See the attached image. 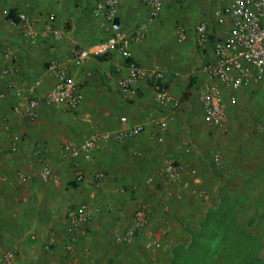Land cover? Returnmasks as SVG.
I'll return each instance as SVG.
<instances>
[{
    "label": "crops",
    "instance_id": "0c3cea01",
    "mask_svg": "<svg viewBox=\"0 0 264 264\" xmlns=\"http://www.w3.org/2000/svg\"><path fill=\"white\" fill-rule=\"evenodd\" d=\"M174 2L177 0H164L159 18L148 23L145 21L139 0H122L119 20L128 30L142 23L147 24L145 40L140 45L131 47L132 58L146 71L161 68L164 72L163 85L168 87L176 98L182 100L184 97L182 90L188 86L190 79L192 80V72L205 58L209 59L212 55L209 47L198 49L195 45L194 27L190 31L187 30L189 39L187 38L183 44L176 45L175 25L171 22L178 13V6L175 7ZM199 3L200 0L179 3L183 6L178 14L181 18L179 21L183 22L187 29L191 23H186L187 17L184 13L193 10L194 15H200L197 7ZM93 4V0H0V7L14 9L15 12L24 11L40 22L48 14H54V25L63 33L60 41L35 43L22 39L17 27L0 15V69L3 52L12 48L16 56L18 78L44 76L43 87L40 90L42 93L51 86V79L45 75V68L50 61L56 60L68 68L83 92V101L74 113L41 105L34 121L28 123L23 120V124L20 123L18 126L14 124L11 134L14 133L16 142L14 140L10 142L0 129V140L3 141L0 145L17 148L13 155L6 153L0 155V253L13 250L15 264H134L132 255L129 257L128 253L136 252L139 256L140 245L149 253L151 250V255H146L148 260L146 262L151 260L149 257L161 255L165 245L158 241L150 230L142 231L143 233L138 234L132 244L127 246L115 242L116 236L110 240L107 236L110 231L123 225L125 228L129 227L133 211L138 205L137 199L130 201V191L122 194L120 187L139 190L137 185L142 179L148 178L147 174L150 171L155 172L154 174L160 173L159 181L163 183L161 169L166 159H173L182 168L177 181L171 184V186L176 184L177 188L172 192V196L175 201L179 199L181 202L190 203L185 207L193 226L207 219V214L213 217V213L217 212L221 215L244 212L239 204L218 205L215 200L218 194L215 185L218 177L215 175L226 174L227 166L230 164L228 140L221 139L220 147H217L223 154L221 169L203 165L195 150L184 147L185 136L181 121L185 122L189 118V114L185 117L189 112V104L186 101L180 102L183 109L181 113L179 111L171 113L169 106H158L155 103V92L147 81L135 84L129 93L121 94L118 86L126 75V64L116 53L90 57L81 67L72 65L71 59L76 52L83 49L93 50L94 45L104 37L97 21L91 15L90 8ZM85 6L88 11L84 10ZM209 31L214 33L216 27L210 24ZM1 84L3 85V82L0 78V86ZM245 93V90L238 92L236 103L228 108L223 130L229 129L232 137L238 136L236 119L241 117L240 101L247 97ZM46 110L52 114L47 115ZM12 111L5 112V118L14 116ZM257 111L256 114L259 113ZM122 117L126 118L124 124L119 120ZM200 117L201 124L206 125L202 119V112ZM161 121H168L167 131L163 133V141L157 143L155 135L158 133L157 124ZM124 125L126 127L143 125L144 131L137 139L127 144L112 141L106 146L99 147L87 161L83 159L69 161L61 157L60 148L63 144L78 143L94 129L115 131ZM211 130L221 131L213 128ZM20 136L23 139L21 141L18 139ZM30 141L41 142L47 148L45 161L52 168V179L46 184L35 183L37 179L39 180L41 163L30 153ZM234 145H237L238 154V143ZM234 145L230 144L233 149L232 156L235 155ZM236 157H238L236 163L240 164L241 157L239 155ZM76 165L82 170L83 182L71 188L68 183L75 178L72 174ZM30 167H33V170L28 176L31 175L34 180L30 177L31 180L27 179L26 182L19 181L14 172L22 168L30 170ZM100 172L103 176L96 184L94 175ZM4 177L8 179L6 182L2 181ZM191 188L194 191L191 192ZM136 194L140 196L138 192ZM247 195L249 193L244 194ZM82 203L97 208V211L91 221L70 235L67 232L65 215L71 207ZM149 212L148 226L150 222H158V215L154 211ZM182 218L176 217L177 220ZM171 219L175 218L171 216ZM161 220L166 222L163 218ZM256 222L260 221H254ZM262 225L264 226V220ZM178 229L177 224L170 227L173 234L170 240L174 244L172 247L180 243V237L184 238V236L177 238L175 231ZM164 231L169 232L167 227ZM146 232L149 234L147 238ZM52 235L55 236L54 245L46 250L45 245ZM248 239L253 242L251 253L246 251L245 242L241 239L235 243L234 248L233 243L226 240L224 249L211 248L210 252L199 251V241H194L193 245L196 246L197 253H201L203 257L206 253L212 256L219 253L221 258L229 260L228 264L234 262L261 264V260L264 259V231ZM166 243L170 244L169 241ZM69 245L68 250L66 248ZM123 248H129V252L126 250L127 255ZM150 264L158 263L152 259Z\"/></svg>",
    "mask_w": 264,
    "mask_h": 264
},
{
    "label": "built area",
    "instance_id": "2783aa9c",
    "mask_svg": "<svg viewBox=\"0 0 264 264\" xmlns=\"http://www.w3.org/2000/svg\"><path fill=\"white\" fill-rule=\"evenodd\" d=\"M122 0H95L90 8L92 17L102 30L103 39L94 45L93 50L83 49L76 52L71 61L74 67H81L90 57H100L108 53H116L125 60L126 75L119 82V92L127 94L132 86L147 81L155 92V103L158 106H169L174 113L180 108V100L168 87L163 85L164 72L161 68L149 71L143 69L132 58L131 47L140 45L146 36L147 24L142 23L132 30L124 27L118 21ZM186 0H177L183 4ZM210 21L216 31H209V22L200 21L194 26V43L198 48L211 49V58L205 60L192 72L196 79L197 99L202 111V119L210 128L223 130L227 121L228 108L237 101V93L262 80L264 77V0H216ZM148 23L157 20L162 12L164 0H139ZM5 19H7V11ZM16 21L8 18V22L17 27L22 39L32 42H57L63 33L55 25V15L48 14L40 22L30 17L24 11L16 12ZM187 27L177 23L174 29L177 44H183L188 38ZM16 56L12 48L6 49L1 56L0 78L3 91L0 98L9 97L12 109L20 119L31 122L37 118L41 105L61 108L68 112L77 110L83 101V92L74 77L64 65L52 60L45 68V75L51 79V86L41 93L43 77L36 76L19 79L15 66ZM121 124L126 118L119 119ZM168 121L158 122V133L155 141H163V133L167 131ZM144 131L143 125L131 127L121 126L115 131L94 129L78 143H65L61 146V157L64 160H90L93 153L112 141L127 144L137 139ZM34 155L40 160L39 180L47 182L52 178V168L45 161L47 148L41 143L34 144ZM223 154L220 150L213 151L209 159L212 168L221 169ZM75 180L83 182L82 170L77 165ZM182 168L173 159L164 160V173L167 182L177 181ZM24 174H19L21 180H26ZM101 174L94 175L98 184ZM4 177L2 181H7ZM191 188V192H192ZM194 191V190H193ZM97 211V208L82 203L69 209L66 214L67 232L71 233L80 226L87 224ZM148 212L138 208L132 215L130 226L115 242L125 246L131 245L148 223ZM52 235L45 245L49 250L54 245ZM34 239V237H31ZM70 249V245L66 248ZM15 253L8 250L0 253V264H15Z\"/></svg>",
    "mask_w": 264,
    "mask_h": 264
},
{
    "label": "rangeland",
    "instance_id": "374dc122",
    "mask_svg": "<svg viewBox=\"0 0 264 264\" xmlns=\"http://www.w3.org/2000/svg\"><path fill=\"white\" fill-rule=\"evenodd\" d=\"M87 3L88 2H86V4ZM174 5L175 7L178 6V9L176 8L178 13H176V16H174V19L171 22L176 26L177 23H181L179 21L181 18L178 16V14L183 6L179 5L177 2H174ZM216 5V0H200V3L197 5L200 15H194L193 10L186 11V13H184V15L187 17L186 23H191L190 27H188V31H190L200 21H208L209 25L212 24L210 21V15L211 11L214 7H216ZM8 10L9 9L6 7L5 9L4 7H0V15L5 16L4 12H8ZM84 10L88 11V8L85 6ZM182 20L184 21L183 18ZM181 24L184 25L183 22ZM176 45L178 44L176 43ZM200 57L202 58V56ZM2 87L3 85L1 84L0 92L3 91ZM196 90L197 87L195 84H191L190 86L188 84V86L182 90L184 96L182 100L189 104V112L185 114V117L189 114V118L185 122L181 121L182 132L185 136L184 147L195 150L197 152L195 154L199 155L203 165L208 166L209 159L211 158L213 151L216 150L217 147H220V140H228L229 147L227 151L228 153L230 152V164L227 166L228 171L226 174L220 173V176L215 175L218 177L215 183L218 188V194L215 197V200L218 202V205L239 204L244 209V212L240 211V214L231 212L229 214L223 215L217 212L213 213V217H211V214H207L208 220L205 218L200 223H198L197 226L194 225V227L192 225V220H189L188 218L190 214L186 212L187 208L185 207L186 204L189 206L190 203L181 202L179 199V201L174 200L175 198L172 196V192L176 191V184L171 186V184L174 182H167L164 173V164L162 165L161 169L163 183L159 181L160 173L154 174L155 172L150 171V173L147 174L148 178L145 180L142 179L140 184L137 185L139 190H129V188L120 187L122 194L130 191V201L137 199L136 201H138V205L136 206L137 208L133 211V213L138 208L143 207L147 210L148 216L150 213L149 211H154V213L158 215V222H150V226H148V221L147 225L145 226L146 229H143V231H152L153 236H155L158 241L165 245L162 252L160 253L161 255L149 257L151 260H157L158 264H228L229 260L226 258L224 259V257L221 258L219 253H216L213 256L206 253L205 257H203V255L201 253H197V251L199 250L203 252V250H206V252H210L211 248L213 250L214 248L217 250L224 249L226 240H229V243L232 242L234 248L235 243L241 239V241L244 240L245 242L246 251L251 253L253 251V242L248 238L256 237L260 235V232L264 231V226L262 225L264 220V77L257 84L245 89V94L247 97L240 101V104H242V114H240L241 117L236 119L237 128L239 130L238 136L236 137H232V135H230L229 129L216 131L211 130L209 126L201 124L200 115L202 111L197 99ZM182 100H180V102H182ZM12 110V100L9 97L0 98V129L5 133V137L8 138L10 142L13 140L16 142L14 133L11 134L13 132L11 128L14 127V124H17V126L20 125V123L23 124V120L20 119L16 114H14V116L11 115V117L9 116L8 118H5L4 113ZM182 110L183 109L180 107L177 111L180 112ZM256 110H258V114L255 113ZM75 111L71 113H74ZM46 114L48 115L52 113H50L49 110H46ZM202 125L204 128H202ZM200 134H202L203 138L205 134V138L200 139ZM21 137L22 136L18 138L20 141L23 140ZM2 142L3 141L0 140V144ZM36 142H29V151L35 158H37L34 155V144ZM236 143H238L239 146L238 154L236 151L237 145H234ZM230 144L234 145L235 155L233 156V153L231 154L233 149H231ZM16 151L17 148L12 149L10 146L6 148L0 145V155L3 153L13 155ZM237 155L241 157L242 162L240 164L236 163L238 158L236 157ZM36 161L40 160L37 158ZM151 169L154 170L153 168ZM32 170L33 167H30V170L27 168H22L21 170H16L14 173H16L15 176H17L19 181L24 182L25 180H21L19 178V174H24L29 180H31V175L28 176V173ZM99 174L102 173L100 172ZM157 174L159 178L157 177ZM10 176L11 174H9V178ZM72 177H75V172H73ZM31 178L33 179V177ZM49 181L44 183L37 179L35 183L38 185H43ZM137 192L140 194V196L136 194ZM248 193L249 195L244 196V194ZM171 216H173L175 219L172 220ZM177 216H182L183 218L177 220ZM184 216L187 217L185 218ZM162 218L166 222L169 221V224L166 225V222L161 220ZM256 220H259L260 222L254 223ZM210 221L212 223H210ZM207 223L209 224L207 225ZM173 224H177L179 227L178 231H175L177 238L180 236H184L185 238L184 239L180 237V243L174 247H172L174 245L173 242L170 241L173 235L170 227ZM166 227L168 228L169 232H163ZM127 228H125V225H123V227H120L119 229L110 231L107 236L108 239H114L115 236L117 238L121 237ZM142 235L144 236V234ZM148 236L149 234L147 235L146 232V238ZM166 241H169L170 244L166 243ZM194 241L200 242L198 250L196 246L193 245ZM140 247L141 251H139V256L136 255V252L130 253L131 251L129 252V248H123V250H128L129 257L132 255L131 259H134V264H150L151 260L146 262L148 261L146 259V255H151V250H149V253L148 250L144 249L141 245ZM125 254L127 255V251ZM234 259L235 255L233 260ZM261 264H264V259L261 260Z\"/></svg>",
    "mask_w": 264,
    "mask_h": 264
},
{
    "label": "trees",
    "instance_id": "16d2710c",
    "mask_svg": "<svg viewBox=\"0 0 264 264\" xmlns=\"http://www.w3.org/2000/svg\"><path fill=\"white\" fill-rule=\"evenodd\" d=\"M7 20H8V18H10V19H12L13 21H16L17 19H16V12H15V10L14 9H9L8 10V12H7ZM118 21H120L119 20V18H118ZM194 78L192 77V80L190 79V81H189V86L191 85V84H195V86H196V79H194ZM26 179H28V177H26ZM69 186L71 187V188H75L76 186H77V184H79V182H77L76 180H75V178L73 179V180H71L69 183ZM75 206H73V207H71L70 209H72V208H74ZM67 214V213H66ZM65 218H66V215H65Z\"/></svg>",
    "mask_w": 264,
    "mask_h": 264
}]
</instances>
